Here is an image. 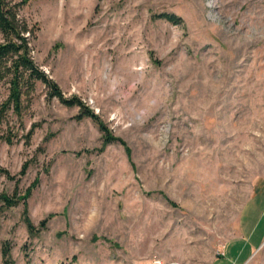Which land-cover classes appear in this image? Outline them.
I'll list each match as a JSON object with an SVG mask.
<instances>
[{
    "label": "rangeland",
    "instance_id": "rangeland-1",
    "mask_svg": "<svg viewBox=\"0 0 264 264\" xmlns=\"http://www.w3.org/2000/svg\"><path fill=\"white\" fill-rule=\"evenodd\" d=\"M18 15L38 68L125 146L101 148L36 82L0 128L16 200L0 264H212L241 234L243 264H264V0H25Z\"/></svg>",
    "mask_w": 264,
    "mask_h": 264
},
{
    "label": "trees",
    "instance_id": "trees-1",
    "mask_svg": "<svg viewBox=\"0 0 264 264\" xmlns=\"http://www.w3.org/2000/svg\"><path fill=\"white\" fill-rule=\"evenodd\" d=\"M24 3L25 0H0V84H4L6 90L5 94L0 96V128L8 113L20 117L25 106L24 101H28L35 83L40 82L45 86L49 97L56 98L64 105H76L79 109L77 117H87L96 125L101 136V148L111 143L125 146L123 141L113 136L100 118L79 99L63 97L57 84L34 63L30 55V43L35 37L34 27L18 15L19 8ZM158 16L171 23L179 22V18L172 13L162 12ZM0 139L9 141V138L1 133ZM0 174L7 175V172L0 167ZM168 202L174 205L173 202ZM14 203L16 200L13 196L0 194V211L8 209ZM24 225L28 233L33 232V225L26 217ZM39 225L41 228L44 223L41 221Z\"/></svg>",
    "mask_w": 264,
    "mask_h": 264
},
{
    "label": "crops",
    "instance_id": "crops-1",
    "mask_svg": "<svg viewBox=\"0 0 264 264\" xmlns=\"http://www.w3.org/2000/svg\"><path fill=\"white\" fill-rule=\"evenodd\" d=\"M254 231V230H253ZM264 233V231H263ZM245 235H240L232 240H230L228 243H226V245L224 246V248L222 247V253L220 255H218L215 260L213 261L212 264H222L224 260H226L224 258V256H226L228 254V258L227 260H230L231 261V264H243L249 257L250 255L252 254L253 250L252 248H254L255 246L253 245H249V241H250V238L248 236V240L246 242V238L244 237ZM263 241V239L258 243L257 246L260 245V243ZM258 242V239L256 240V243ZM240 243H244V244H241ZM229 245L230 246V249L229 251H227V254H226V249ZM249 245V247L247 246ZM233 247V248H231ZM241 260V261H239ZM240 262V263H238ZM227 264V263H226Z\"/></svg>",
    "mask_w": 264,
    "mask_h": 264
}]
</instances>
